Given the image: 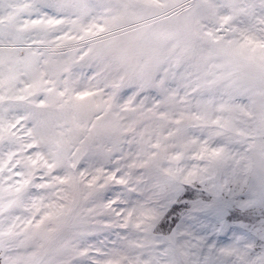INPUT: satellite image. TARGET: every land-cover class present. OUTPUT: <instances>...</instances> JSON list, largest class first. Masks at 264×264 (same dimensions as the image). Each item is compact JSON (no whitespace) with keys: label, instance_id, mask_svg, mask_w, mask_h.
<instances>
[{"label":"snow or ice","instance_id":"6c2138e0","mask_svg":"<svg viewBox=\"0 0 264 264\" xmlns=\"http://www.w3.org/2000/svg\"><path fill=\"white\" fill-rule=\"evenodd\" d=\"M0 264H264V0L0 4Z\"/></svg>","mask_w":264,"mask_h":264},{"label":"rangeland","instance_id":"374dc122","mask_svg":"<svg viewBox=\"0 0 264 264\" xmlns=\"http://www.w3.org/2000/svg\"><path fill=\"white\" fill-rule=\"evenodd\" d=\"M6 2H7V0H0V4H4ZM244 102H246V101H244Z\"/></svg>","mask_w":264,"mask_h":264}]
</instances>
